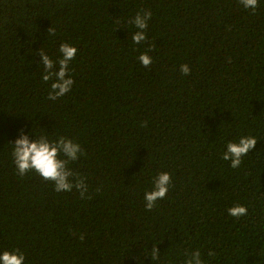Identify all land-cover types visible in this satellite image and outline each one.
Segmentation results:
<instances>
[{"label": "trees", "instance_id": "16d2710c", "mask_svg": "<svg viewBox=\"0 0 264 264\" xmlns=\"http://www.w3.org/2000/svg\"><path fill=\"white\" fill-rule=\"evenodd\" d=\"M61 43L77 49L74 83L53 101L39 50L56 61ZM21 132L80 145L68 167L85 198L18 175ZM242 136L257 143L232 168L222 154ZM161 172L169 191L146 210ZM237 204L246 216L228 214ZM14 249L24 264H183L197 249L204 264H264V0H0V252Z\"/></svg>", "mask_w": 264, "mask_h": 264}, {"label": "clouds", "instance_id": "9594fccd", "mask_svg": "<svg viewBox=\"0 0 264 264\" xmlns=\"http://www.w3.org/2000/svg\"><path fill=\"white\" fill-rule=\"evenodd\" d=\"M239 3L245 9L253 11L258 7V0H239ZM150 10L141 9L129 20L138 31L132 35V41L135 44L146 41L145 29L148 27V20L151 18ZM50 35H55V30L48 28ZM58 51L61 58L54 61L49 55H46L43 49L39 50L41 64L43 65L42 79L45 82L52 80L51 91L48 99L56 100L63 97L71 90L74 80L68 75L69 62L72 61L77 49L69 43H61ZM144 67L152 63V58L147 53H142L138 57ZM58 65V68H57ZM180 72L183 75L190 74V68L187 64L180 65ZM257 140L254 136H242L238 142H228L226 151L222 154V159L230 161V167L238 168L242 163V157L247 155L256 145ZM83 154V149L73 140L60 136L55 140H50L48 136H38L36 140H30L28 135L21 132L18 139L15 140L12 150L13 164L18 175L24 176L29 171H34L45 181L54 183L56 192H70L73 188L79 190L81 198H85L88 190L82 177H78L69 167L70 161H76L79 155ZM63 157V158H61ZM72 178V179H70ZM171 184V175L167 172L158 173L153 182V189L144 193L145 209L152 210L156 202L165 198ZM90 199V197H88ZM230 216L239 218L247 215V207L243 205H234L227 209ZM83 239V236L80 237ZM209 256L215 253L211 250ZM186 259L183 264H204L200 251L185 252ZM151 260L159 259V252L156 246L152 247L150 252ZM25 256L19 249L12 251L4 250L0 252V264H24Z\"/></svg>", "mask_w": 264, "mask_h": 264}]
</instances>
